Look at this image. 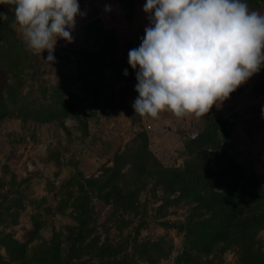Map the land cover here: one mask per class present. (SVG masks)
Listing matches in <instances>:
<instances>
[{"label":"trees","instance_id":"1","mask_svg":"<svg viewBox=\"0 0 264 264\" xmlns=\"http://www.w3.org/2000/svg\"><path fill=\"white\" fill-rule=\"evenodd\" d=\"M140 1L117 0L126 21L134 18ZM245 2L250 10L264 15V0ZM79 4L88 21L85 40L92 47L79 51L76 76L65 77L59 86L37 85L41 100L23 92L25 75L36 79L38 55L29 51L16 35L12 26L14 6L1 5L8 19L0 20V122L18 119L22 123H57L64 127L67 119L76 118L86 135V122L76 111L84 102L88 107L98 103L105 89L104 71L112 69L115 79L124 77L125 70L134 73L128 63L117 62L116 33L103 26L93 0H79ZM76 84L81 95L73 90ZM251 89L254 94L264 92V67ZM234 128V122L209 111L204 116V128L184 143L187 158L181 168L163 167L148 149L146 133L139 132L135 145L115 153L112 166H102L98 176L86 178L77 171L60 184L52 214L69 216L75 225L66 227V233L54 231L46 241L40 233L45 226L42 214H32V230L24 242L9 232H0V264H155L168 257L171 247L165 248L158 242L136 243L131 253L121 254L107 241L100 244L97 237H91L95 225L92 197L110 205L113 212H133L137 208L136 197L148 180L163 191L160 209L177 202L192 205L183 223H162L165 228H177L183 234L181 253L174 264H199L204 257L230 249H236L242 264H264V250L256 238L264 230V189L256 173L248 172L227 151ZM27 182L29 178L16 182L12 176L9 187L0 194V225L4 228L18 225L26 206L24 201L45 213L51 212L41 208L44 199H26L20 188ZM0 183L1 188L6 185L1 180ZM36 240L40 243L34 244ZM85 255L90 257L85 259Z\"/></svg>","mask_w":264,"mask_h":264},{"label":"rangeland","instance_id":"2","mask_svg":"<svg viewBox=\"0 0 264 264\" xmlns=\"http://www.w3.org/2000/svg\"><path fill=\"white\" fill-rule=\"evenodd\" d=\"M145 2L141 0L134 18L126 21L117 0H93L98 9L97 17L103 26L116 33V59L119 64L128 63L129 49L138 48L144 37V29L148 26V19L143 12ZM5 3L6 0H0V13L1 5ZM81 13L76 18L72 32L73 42L57 40L53 63L47 62V51L37 54L39 68L34 75L36 79L32 80L29 74L25 75L24 93L39 98L37 85L59 86L65 77L76 76L79 51L92 47V43L85 40L88 21L82 10ZM14 29L22 41L20 30ZM104 75L102 84L105 89L99 95L98 103L88 107L84 102L81 109L76 111L80 119L86 122V135L80 130V120L76 118L67 119L64 127L57 123H22L18 119L0 122V180L6 183L0 187V194L7 190V183H10L12 176L16 182L29 178V182L20 188L22 194L27 200L44 199L41 208L51 209V212L45 213L24 201L26 206L21 212L18 225L8 228L0 225V232H9L15 239L24 242L32 230L31 215L41 213L42 221L45 222L40 232L42 239L49 241L54 231L66 233V227L75 225L74 219L52 214L60 184L77 171L86 178L98 176L102 166H112L115 153L130 150L135 145V137L141 131L146 133L148 149L163 167H182L187 158L184 143L204 128V116L190 114L177 118L165 111L159 118L141 117L135 114L132 107L137 97L135 73L115 79L113 70L106 69ZM257 76L258 73L253 75L222 104L210 109V112H217L219 116L235 123L227 151L248 172L256 173L264 189V92L254 94L251 89ZM73 90L79 95L82 93L79 84L74 85ZM164 197L161 187H155L153 180H148L138 193L137 208L133 212H113L110 205H104L92 197L95 225L91 237H97L100 244L107 241L121 250V254L131 253L136 243L158 242L165 248L171 247V252L155 264H174V259L181 253L183 234L177 228H165L162 223H183L192 205L177 202L171 203L166 209H160ZM256 238L264 250V230ZM35 243L40 241L36 240ZM89 257L85 255L84 258ZM198 263L242 264L236 249L204 257Z\"/></svg>","mask_w":264,"mask_h":264},{"label":"clouds","instance_id":"3","mask_svg":"<svg viewBox=\"0 0 264 264\" xmlns=\"http://www.w3.org/2000/svg\"><path fill=\"white\" fill-rule=\"evenodd\" d=\"M25 47L53 63L57 40L73 42L79 0H6ZM106 11L108 10L106 6ZM138 48L128 51L141 117H203L264 67V15L245 0H146ZM0 13V20H7ZM128 71H124L127 76Z\"/></svg>","mask_w":264,"mask_h":264}]
</instances>
